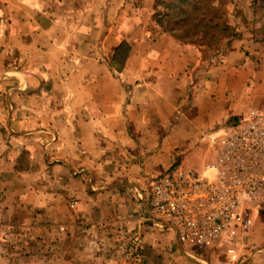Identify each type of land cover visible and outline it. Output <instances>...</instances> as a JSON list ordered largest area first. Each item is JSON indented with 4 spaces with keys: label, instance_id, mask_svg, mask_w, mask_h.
Wrapping results in <instances>:
<instances>
[{
    "label": "crops",
    "instance_id": "obj_1",
    "mask_svg": "<svg viewBox=\"0 0 264 264\" xmlns=\"http://www.w3.org/2000/svg\"><path fill=\"white\" fill-rule=\"evenodd\" d=\"M68 2L0 0V264H197L158 225L150 183L242 117L247 90L155 22L135 38L124 10L104 22L93 0ZM248 259L264 264V248L232 262Z\"/></svg>",
    "mask_w": 264,
    "mask_h": 264
},
{
    "label": "built area",
    "instance_id": "obj_2",
    "mask_svg": "<svg viewBox=\"0 0 264 264\" xmlns=\"http://www.w3.org/2000/svg\"><path fill=\"white\" fill-rule=\"evenodd\" d=\"M221 130L215 157L202 170L174 164L152 179L151 202L158 225L169 221L179 242L199 249L225 245L237 261L234 243L264 209V109L249 106ZM143 248L136 234L125 258L137 259Z\"/></svg>",
    "mask_w": 264,
    "mask_h": 264
},
{
    "label": "rangeland",
    "instance_id": "obj_3",
    "mask_svg": "<svg viewBox=\"0 0 264 264\" xmlns=\"http://www.w3.org/2000/svg\"><path fill=\"white\" fill-rule=\"evenodd\" d=\"M68 1V4L71 5L72 8L82 5L88 10V8L91 7V0ZM223 1L225 4H223ZM160 2L162 1L93 0L92 4H100V7H103L100 13V19L104 22H119L120 13L124 10L126 17L129 19L132 18L133 25L135 26L132 30L133 37L139 38L140 33L143 34V32H141L142 30L140 33L136 30L139 25L143 26L144 22H150V25L153 22L158 24L155 19V14L157 12H166V3ZM214 6L218 8L217 13H222L227 16L226 18L230 25L237 28L230 30L235 34L232 33L223 36L220 42H213L212 44L205 43V40H199L198 35H196L197 39H195V41H187L186 43H194L199 47L206 60L212 64L218 66L219 63H223V73L227 74L228 77L231 75L235 77V82L230 83V85L234 86L236 84V89L247 90V98L249 101L246 103L247 107L254 106L264 109V0H216L214 1ZM111 8H114V13L111 11ZM143 8L146 9V11L150 9L147 21L144 19ZM240 80L242 81L240 82ZM220 131H222L221 128L217 129L215 133L211 130L204 133L203 136L198 135V143H194L188 154H182L179 159L176 158L178 162L176 164H182L183 167L191 170H202L203 167L215 157L216 143L220 137L218 136ZM190 140V137H184V140L180 144V149L190 145ZM257 217L260 223L258 230L254 232L255 234L253 236L249 234L246 238L241 239L240 243L237 245L241 256L239 260L248 258L250 253L259 248H264V228L262 224V222H264V209L255 216V218ZM255 225L256 223L254 221L252 228ZM64 229L65 228L62 226L59 227L60 231H65ZM21 235H23V233H21ZM21 239L23 240L24 238ZM42 245L43 242L40 241L38 246ZM184 245L189 249L192 247L187 243ZM125 248L124 252L122 251V257L124 258ZM195 249H198L196 253L200 254L199 256L196 254V256L202 259H196L195 261H197V264H233V260L228 257L225 245H217L214 248L206 249L195 247ZM248 261L249 259L243 264H247ZM238 263L239 262H234V264Z\"/></svg>",
    "mask_w": 264,
    "mask_h": 264
},
{
    "label": "trees",
    "instance_id": "obj_4",
    "mask_svg": "<svg viewBox=\"0 0 264 264\" xmlns=\"http://www.w3.org/2000/svg\"><path fill=\"white\" fill-rule=\"evenodd\" d=\"M161 1L160 3H166L167 10L157 12L155 19L164 31L181 41H195L198 35L199 40L212 44L220 42L223 36L234 33L230 30L236 28L230 25L227 16L217 13L218 8L214 6L216 0Z\"/></svg>",
    "mask_w": 264,
    "mask_h": 264
}]
</instances>
